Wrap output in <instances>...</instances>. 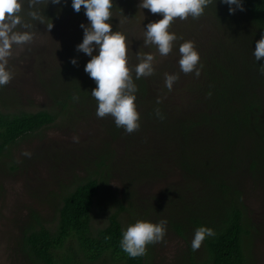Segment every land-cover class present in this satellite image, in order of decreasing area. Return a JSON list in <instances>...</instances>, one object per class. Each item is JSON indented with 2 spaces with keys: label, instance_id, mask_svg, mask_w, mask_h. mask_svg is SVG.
I'll use <instances>...</instances> for the list:
<instances>
[{
  "label": "trees",
  "instance_id": "16d2710c",
  "mask_svg": "<svg viewBox=\"0 0 264 264\" xmlns=\"http://www.w3.org/2000/svg\"><path fill=\"white\" fill-rule=\"evenodd\" d=\"M242 4L244 10L237 9L234 13L221 0H212L205 7L204 12L212 14V23L225 31L231 44L221 52L226 61L219 62L220 57L211 59L207 77L187 84L192 99L184 108H177L180 117L166 110L167 102L159 100L160 103L151 104L149 89L153 80L137 79L132 72L137 87L134 95L140 115L139 129L126 134L124 128L116 126L112 116L103 120L104 128L108 127L105 131L113 140L127 137L146 143V136L155 133L170 150L165 154L169 156L167 162L182 171L183 180L164 202L167 215H172L166 216L168 228L186 242L175 264H250L251 261V240L256 230L245 215L241 193L234 185L244 171L261 174L260 184H264V74L259 70L264 58L256 61L253 56L256 41L264 34V0H242ZM33 10L42 19L51 18L50 22L56 21L55 17L60 14L72 17L70 12H75L72 0H60L59 4L48 0V4H39L35 9H30L28 0H23L22 19L34 20L28 15ZM80 12H85L83 6ZM203 17V14L199 18L190 16L188 22L201 24ZM77 58L84 57L71 55L54 65L52 71L47 69L50 80L42 81L51 95L48 109L11 108L8 101L17 102L15 94L14 98L0 97V170L4 166L8 170L17 169L11 149L19 140L39 133L57 120L63 119L71 125L96 113L98 104L91 95L96 83L84 71L86 64ZM72 59L77 60L76 65L71 63ZM198 68L205 72L203 67ZM192 150H195L194 156ZM103 154L99 157L93 153L92 170L87 166L88 160L80 161L88 167L87 175L74 176L60 188L59 203L49 220L35 209H29L28 221H22L15 243L21 264H151L154 260L153 244L147 246L146 255L136 258L120 246L128 226L137 221L155 224L159 220L151 207L143 208L134 201V190L129 198L122 197L129 199L127 206L122 199L112 196L116 207L106 209L101 226H93V207L94 210L98 207L95 203L98 199L106 200L111 164L117 159L111 161L113 149L104 150ZM153 157L143 154L136 157L130 166H137L141 173L127 177L123 186L136 189L138 183L163 177V158ZM120 159L123 162L125 157ZM229 175L234 176L232 181L228 180ZM132 202L135 208L128 209ZM128 210L132 220L126 224L121 218ZM202 226L213 229L215 235L206 237L201 247L193 251L186 235L195 234Z\"/></svg>",
  "mask_w": 264,
  "mask_h": 264
},
{
  "label": "rangeland",
  "instance_id": "374dc122",
  "mask_svg": "<svg viewBox=\"0 0 264 264\" xmlns=\"http://www.w3.org/2000/svg\"><path fill=\"white\" fill-rule=\"evenodd\" d=\"M141 2L142 0L113 1V7L110 9L112 18L108 22L112 25L113 31H120L126 36L128 66L131 73H135L134 68L140 62L138 54L154 56V73L148 76L153 80L149 89L150 103H155L158 99L167 102L166 110L180 117L181 112L177 108H184L192 99L187 84L192 81L201 82L207 77L211 59L220 57L219 62L226 61L222 58L221 52H225L231 43L224 34L225 31L212 23V14L203 12L205 17L201 24L189 23L190 16L186 20L174 19L168 31L175 33L177 40L174 41L171 52L167 56H161L156 45L144 43V32L148 23L163 17L161 14L151 13L149 9L139 8ZM70 15L72 17H62L60 14L53 22H50L51 18L45 17L42 20H49L46 23L40 22L42 20H23L33 25L30 31L35 33V39L31 44L25 45L23 51L13 46V56L9 58L7 65V70L12 73L13 78L7 85L0 86V97L14 98L15 94L17 102L8 101L11 108L22 107L29 111L48 109L52 103L51 95L42 81L50 80L47 69L52 71L54 65H59L60 61L70 58L71 55L78 54V57L83 55L84 58H77L82 64H87L91 59L83 52L77 51V45L82 43L84 35L80 25L83 23L87 26L90 22L85 12H70ZM51 24L53 27L49 32L48 26ZM185 41H193L200 55L197 68L201 66L205 72L199 68V77L195 72L185 74L180 69L179 46ZM96 54L98 50H94L93 55ZM165 73L179 76L171 91L165 85ZM105 119L106 117L99 118L93 112L87 118L71 125L63 119L57 120L56 124L29 135L13 145L11 155L18 166L17 169L8 170V166H4L0 170L2 185L0 264H21L20 257L15 251L17 250L15 243L21 233L22 221H28L29 209H35L45 220H49L59 203L60 188H64L74 176H86L88 167L92 170L95 158L93 153L100 157L104 155V150L106 152L113 149L114 155L111 161L117 158L111 164L108 190L104 194L106 200L98 199L95 202L98 207L95 210L93 207L94 227L98 224L101 226L100 222L108 210L116 207L112 204V196L122 199L121 202L127 206L129 199L122 197L129 198L132 190L135 191L134 201L143 208L151 207L153 213L156 212L158 223L161 220L167 221V218L172 216L167 215L164 202L173 195L176 184L182 181L183 177L179 168H174L167 162L169 156L165 154L170 153L167 145L155 133L146 136V143L139 142L135 138L131 141L127 137L113 140L105 131L108 128H104ZM173 151L174 149L171 153ZM191 153L194 156L195 150ZM142 154L149 157L154 155L151 159H156V156L163 158L164 176L151 182L138 183L136 189L130 185L129 192L122 182L125 183L127 177H137L141 173L137 166H130V163ZM120 157H125L123 162ZM82 159L88 160V167L81 164ZM7 160L5 163L8 162ZM245 172L237 178L234 186L240 191L245 215L256 230L251 240L250 264H264V184H260L261 174L255 172L245 174ZM233 179L234 176L229 175L228 180ZM160 201L163 203L158 205ZM135 202H132L128 209L135 208ZM121 220L126 224L132 220L130 210L123 214ZM186 236L192 243L194 234L190 232ZM185 247V240L168 228L167 223L163 240L153 244L154 260L151 264H175Z\"/></svg>",
  "mask_w": 264,
  "mask_h": 264
},
{
  "label": "clouds",
  "instance_id": "9594fccd",
  "mask_svg": "<svg viewBox=\"0 0 264 264\" xmlns=\"http://www.w3.org/2000/svg\"><path fill=\"white\" fill-rule=\"evenodd\" d=\"M45 2L48 4V0H28V7L35 9L37 5ZM51 2L59 4L60 0ZM221 2L229 5L230 13L237 9L244 10L242 0ZM211 3L212 0H142L139 8L149 9L151 13L161 14L163 17L147 24L144 43L156 45L159 54L167 56L173 48L174 41L177 40L175 33L168 31L174 19L186 20L189 16L199 18L205 7ZM82 6L90 23L87 26L83 23L80 25L84 35L82 43L77 45V51L91 57L84 71L96 83V87L91 91L98 104L96 115L99 118L112 116L117 127H122L126 133L131 134L140 127V115L136 109L134 95L137 87L133 83L131 69L128 66L126 36L120 31H113L112 25L108 22L112 18L110 9L113 7V0H72L75 12L79 13ZM22 7L23 0H0V86L7 85L13 78L12 73L7 70L9 58L13 56V46L23 51L24 46L31 44L35 39V33L30 31L33 25L23 21L20 15ZM28 15L34 20H42L35 10L30 11ZM52 27L53 24L48 26L49 32ZM94 50H98V54L93 55ZM179 53L181 71L185 74L195 72L199 77L200 70L197 65L200 55L195 49L194 42L182 43L179 46ZM253 56L256 61L264 58V34L256 41ZM138 59L140 62L134 68L136 78L153 75L154 56L138 54ZM71 63L76 65L77 60L72 59ZM259 70L264 74V64L260 65ZM178 79V75L165 73V85L169 91ZM157 103H160L159 99ZM156 111L160 116L159 109ZM166 224V220L155 224L137 221L123 232L121 248L132 258L146 255L149 244L163 240ZM214 235L215 232L211 228L203 226L197 228L191 244L192 250H198L206 237Z\"/></svg>",
  "mask_w": 264,
  "mask_h": 264
}]
</instances>
